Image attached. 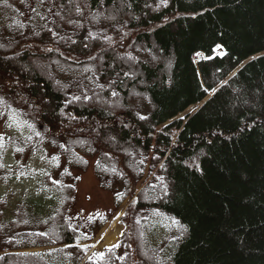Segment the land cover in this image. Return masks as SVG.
Instances as JSON below:
<instances>
[{"label":"trees","instance_id":"16d2710c","mask_svg":"<svg viewBox=\"0 0 264 264\" xmlns=\"http://www.w3.org/2000/svg\"><path fill=\"white\" fill-rule=\"evenodd\" d=\"M92 161L128 204L89 254L110 219L75 209ZM24 169L0 264H264V0H0V184Z\"/></svg>","mask_w":264,"mask_h":264},{"label":"rangeland","instance_id":"374dc122","mask_svg":"<svg viewBox=\"0 0 264 264\" xmlns=\"http://www.w3.org/2000/svg\"><path fill=\"white\" fill-rule=\"evenodd\" d=\"M72 2L76 4L77 2H80V0H72ZM104 41L106 40L103 37H99L96 39V44L98 45V48H101V46L99 45H102ZM218 53L219 52H217V54ZM200 57L201 55L196 56L197 59H199ZM42 65L44 66L45 64L42 63ZM50 68L51 67H48L49 72H50L49 70ZM112 68L113 66L110 65V70H112ZM198 106H200V104H198L196 107ZM196 107L189 108L187 112H192L193 110H195ZM10 130L12 132L22 133L24 131V125L22 124L21 121L17 119H13L10 122ZM5 150H8L9 152H14V149L10 146L6 147ZM9 155L11 154L9 153ZM40 155H38L39 157H36L34 159H29L28 162L25 163L22 162L20 164L24 165V167L27 169L38 170V168L41 165ZM20 172L21 175L19 176L17 172L14 173V175L9 180L8 185L0 184V196H4L5 194H8L11 203H15L16 201L22 200L24 198L34 196L35 193L38 191L36 185V178L35 177L31 178L30 175L26 173L25 169ZM77 190H78V197L76 200L77 212H80L83 215H89L97 210L107 211L108 215L110 216V220L113 221L112 224L106 225L102 229V231H100V233L96 236V238L90 243L91 251L94 249L98 251H102L103 248L105 247L103 245L104 239L109 234H111V232L114 231H117L120 236V234L124 229L123 226L119 224V218H118V215L120 214V211L124 203L121 206L116 207L113 204L111 193L99 189L98 182L95 178L91 166L81 176ZM20 264L22 263L20 262Z\"/></svg>","mask_w":264,"mask_h":264},{"label":"bare ground","instance_id":"6f19581e","mask_svg":"<svg viewBox=\"0 0 264 264\" xmlns=\"http://www.w3.org/2000/svg\"><path fill=\"white\" fill-rule=\"evenodd\" d=\"M124 33V32H123ZM123 35V34H122ZM115 37V36H114ZM124 37V36H122ZM125 39V37H124ZM128 44V43H126ZM28 48V47H27ZM56 50V49H55ZM32 111V110H31ZM37 118V117H36ZM134 202V201H133ZM119 237V233L117 231H114V232H111V234H109L105 239H104V242H103V245L105 246H111L115 243V241L118 239Z\"/></svg>","mask_w":264,"mask_h":264},{"label":"snow or ice","instance_id":"6c2138e0","mask_svg":"<svg viewBox=\"0 0 264 264\" xmlns=\"http://www.w3.org/2000/svg\"><path fill=\"white\" fill-rule=\"evenodd\" d=\"M48 51H51V49H48ZM78 99V98H77ZM141 119H144V117H141ZM181 119H184V117H181Z\"/></svg>","mask_w":264,"mask_h":264}]
</instances>
